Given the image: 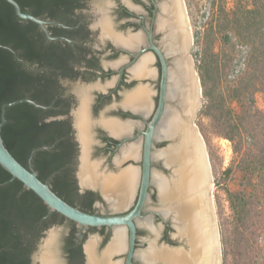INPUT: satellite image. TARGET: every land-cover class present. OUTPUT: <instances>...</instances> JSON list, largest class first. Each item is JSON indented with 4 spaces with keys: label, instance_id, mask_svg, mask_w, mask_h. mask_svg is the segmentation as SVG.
<instances>
[{
    "label": "flooded vegetation",
    "instance_id": "flooded-vegetation-1",
    "mask_svg": "<svg viewBox=\"0 0 264 264\" xmlns=\"http://www.w3.org/2000/svg\"><path fill=\"white\" fill-rule=\"evenodd\" d=\"M177 4L179 7V0ZM68 5L58 18H40L44 28L36 23L32 27L33 42L36 33L42 36L40 48L32 49V55L42 56L29 64L32 91L39 90L43 100L28 97V103L44 126L46 138H52V144L44 148L59 153L58 168L70 172L65 180L67 187L61 190L62 199L92 215H125L138 201L145 133L161 96L163 66L153 46L165 56L170 69L173 66L163 44L170 30L161 29L159 22L168 17L169 8L176 9V1L72 0ZM165 145L154 138L152 172L163 169L155 154ZM40 149L32 151L30 165ZM83 165L98 170L100 184H81L79 172ZM104 179H116L122 184L128 179L135 182L134 196L127 208H112L103 191ZM46 182L51 186V178ZM152 189L153 185L150 201L157 205V190ZM149 202L142 217L135 221L136 256L132 264H150L141 254L152 247L151 243L157 251L174 246L170 220L164 222L160 215H155ZM146 221L157 229V234L144 225ZM121 229L124 247L111 252L116 230ZM35 233L28 264L127 263V227L82 226L66 218L60 224L36 228ZM50 238H54V257H44L46 246L35 258L42 241L47 244Z\"/></svg>",
    "mask_w": 264,
    "mask_h": 264
},
{
    "label": "trees",
    "instance_id": "trees-1",
    "mask_svg": "<svg viewBox=\"0 0 264 264\" xmlns=\"http://www.w3.org/2000/svg\"><path fill=\"white\" fill-rule=\"evenodd\" d=\"M22 11L38 18H58L72 0H15ZM232 16L225 9L217 20L221 41L229 53L207 49L198 54L197 70L203 89V106L197 125L205 140L215 176H219L220 155L215 140L231 142L233 158L221 173L222 180L238 177L232 190L217 179L225 198L218 197L217 210L223 264H264V110L256 107V95L264 94V0H234ZM36 24L21 19L14 7L0 0V121L5 103L32 97L42 102L39 90L32 91L29 64L32 49L42 42ZM36 45H35V44ZM238 47L246 48L244 68L235 76ZM25 102L7 109L1 135L6 148L40 180L51 178L58 196L66 188L69 170H60V154L44 148L46 138L39 117ZM32 159L31 153L40 148ZM66 218L51 211L33 191L0 165V264H28L36 228L62 223Z\"/></svg>",
    "mask_w": 264,
    "mask_h": 264
},
{
    "label": "water",
    "instance_id": "water-1",
    "mask_svg": "<svg viewBox=\"0 0 264 264\" xmlns=\"http://www.w3.org/2000/svg\"><path fill=\"white\" fill-rule=\"evenodd\" d=\"M6 1L14 7L21 19L44 28V21L23 12L17 1ZM170 1H176V9L169 8L166 12L168 17L161 18L159 23L161 29L169 27L170 30L163 44L167 54L173 59V66L170 69L165 56L153 46L163 66L161 96L156 114L145 133L142 182L138 201L131 212L118 216L86 213L63 200L47 182L40 180L33 168L25 167L12 155L1 135L7 123L6 112L10 107L31 102L28 98L5 103L1 108L0 165L22 182L25 188L41 198L51 211L58 212L79 225L127 227L130 242L126 264H132V259L136 256L135 221L142 217V211L150 201L149 191L153 185L152 191L157 190L158 204L155 205L151 200L149 208L155 209L154 214L160 215L164 222L170 220L174 230V246L167 245L157 251L151 243L152 247L143 252L141 258L150 264H223L219 219L212 193L213 170L205 140L195 123V117L203 106V89L189 53L193 37L183 0H179V7L177 0ZM156 137L166 145L155 154L156 159L163 163V169L152 172V148ZM79 173L83 186L100 184L101 176L95 168L83 165ZM127 181L122 184L116 179L103 180V191L114 210H123L131 204L135 182L131 179ZM144 225L158 233L149 221L144 222ZM123 235L122 229L116 230L111 252L123 249ZM42 242L34 257H38L46 246L44 257H54L51 251L54 238H50L47 244L44 240Z\"/></svg>",
    "mask_w": 264,
    "mask_h": 264
},
{
    "label": "rangeland",
    "instance_id": "rangeland-1",
    "mask_svg": "<svg viewBox=\"0 0 264 264\" xmlns=\"http://www.w3.org/2000/svg\"><path fill=\"white\" fill-rule=\"evenodd\" d=\"M188 23L190 27V31L193 37V45L190 48V55L193 60V67L196 71V74L199 76L197 70V57L198 54L202 53V51L207 49H214V51H224L225 53H229V49L224 47V44L221 41V34L218 28L215 27L216 21L222 20L224 17V12H221L222 9H225L232 16V12L234 10V0H183ZM240 51V58L235 61V70L233 76L237 75L240 70H242L244 66V59L246 48L238 47ZM200 78V76H199ZM256 99V107L258 109L264 110V94L258 93L255 97ZM203 104V98H202ZM202 109V108H201ZM200 112V111H199ZM195 117V123L197 125L198 115ZM198 126V125H197ZM215 144L218 148L220 155V164L219 167L220 174L219 176H215L213 172V186L212 193L214 196V201L217 210V200L218 197L224 199L225 193L222 190V187L217 185V179H221L222 184L229 187L232 190L238 189V177L236 176L232 179L222 180L221 173L226 169L233 158V151L231 142L227 139H218L215 140ZM213 170V169H212ZM218 214V210H217Z\"/></svg>",
    "mask_w": 264,
    "mask_h": 264
},
{
    "label": "bare ground",
    "instance_id": "bare-ground-1",
    "mask_svg": "<svg viewBox=\"0 0 264 264\" xmlns=\"http://www.w3.org/2000/svg\"><path fill=\"white\" fill-rule=\"evenodd\" d=\"M195 72V71H194ZM197 76V75H196ZM198 78V77H197ZM199 80V79H198ZM200 89V86H199ZM200 101H201V89H200ZM212 186H213V181H212Z\"/></svg>",
    "mask_w": 264,
    "mask_h": 264
}]
</instances>
